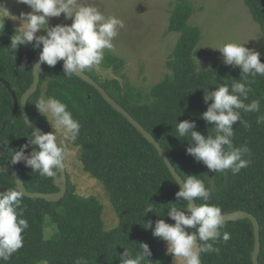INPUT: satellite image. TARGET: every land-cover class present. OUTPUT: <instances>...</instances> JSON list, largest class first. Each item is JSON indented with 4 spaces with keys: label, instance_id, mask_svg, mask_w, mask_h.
<instances>
[{
    "label": "trees",
    "instance_id": "obj_1",
    "mask_svg": "<svg viewBox=\"0 0 264 264\" xmlns=\"http://www.w3.org/2000/svg\"><path fill=\"white\" fill-rule=\"evenodd\" d=\"M244 3L264 37V0H244ZM193 10L189 0L174 1L167 31L179 36L166 61L169 71L148 90H136L129 82L118 78L92 75L91 69L85 73L154 136L182 178L196 175L210 187L204 173L206 166L186 154L189 137H178L176 125L182 120H195V130L205 137L208 132L213 134L214 126L201 118L211 103H205L204 91L214 90L226 78L231 85L232 79H240L241 69L239 66L230 69L221 59H216L208 69L197 68L194 56L201 32L189 23ZM18 33L19 30L9 22L0 23V77L9 83L19 101L32 82L31 60L40 49L28 44L20 45L15 52L11 50V37ZM259 52L264 63V44ZM104 61L115 75L123 76L119 73L123 65L121 58L105 54ZM62 65L60 61L55 67L42 64L39 86L28 98L26 112L48 132V119L36 109V100L43 95L58 98L67 105L73 118L81 124L79 136L72 144L79 149L78 158L84 171L97 179L108 193L117 223L106 230L101 202L94 195L76 193L67 178L66 193L58 201L24 196L21 207L29 224L22 234L24 246L8 261L0 260V264H38L41 261L75 264L79 257H84L87 264H120L124 249L135 257L142 251L141 242L147 243L152 252L142 264H164L171 255L163 254L162 239L153 236L147 223L151 222L154 228L155 221L160 218L166 222L171 220L167 215L168 208L172 204H183L182 200L179 201L181 205L176 201L179 186L155 147L93 86L78 76L67 78ZM251 88L245 102L259 99L260 112H242V119L249 126L244 127L239 122L233 126V143L236 146L246 144L250 148L251 163L238 174L229 172L227 183L225 173L217 172L214 189L210 187L212 198L209 203L220 206L222 213L240 209L257 218L261 243L258 262L264 264V123L256 122L257 117L264 114V76L257 75ZM13 108V98L0 82V164L13 166L28 191H56L54 177L41 176L22 161L15 165L10 163L11 149L18 150L32 134L20 104L15 113H12ZM31 150L29 146L26 152ZM15 186L11 173L0 172V187ZM196 202L203 203L199 199ZM150 204L153 212L144 214ZM47 225L56 228L54 236H46ZM221 231H228L231 238L227 242L220 239L214 245L220 249L218 254L202 253V264H253L254 234L250 220L226 221Z\"/></svg>",
    "mask_w": 264,
    "mask_h": 264
},
{
    "label": "clouds",
    "instance_id": "obj_2",
    "mask_svg": "<svg viewBox=\"0 0 264 264\" xmlns=\"http://www.w3.org/2000/svg\"><path fill=\"white\" fill-rule=\"evenodd\" d=\"M30 7L31 11L21 14L22 22H26L18 34L11 37V50L15 52L20 45L32 44L40 49L39 60L33 66V72L41 64L55 67L63 61V73L71 79L102 63L105 50H114V40L125 27L122 19L115 15H106L93 3L87 0H17ZM64 15L71 23H58L50 26V19ZM44 30L46 34L37 35ZM247 42H227L219 47H211L222 54L223 63L239 66L240 79H232L231 85L225 82L214 90L204 91L207 110L201 118L214 126V133L207 137L196 129L195 120H182L177 123L178 137H189L186 154L197 162H202L214 173L238 174L251 163V150L245 144L236 146L233 143L234 124L237 122L248 127L241 113L260 112V100L245 101L252 92L251 84L257 75L264 76V63L261 53L245 46ZM42 46V47H41ZM198 49V48H197ZM199 61V60H198ZM200 64V61H199ZM249 77H252L250 80ZM40 115L51 123L52 131L41 133L32 129L31 138L18 150L11 149L10 163L24 162L33 172L41 176L53 178L65 167L68 155V143L75 142L79 136L81 124L73 118L67 105L58 98L41 95L35 102ZM258 124L264 123V114L257 117ZM29 124V122H28ZM30 126V124H29ZM59 133L62 139L57 138ZM8 145V144H7ZM6 145V146H7ZM31 146L30 153L26 149ZM173 175V173H172ZM175 183L179 190L175 193L176 201H183L182 206L172 204L167 215L175 221L170 224L160 218L155 221L152 234L167 242V253L173 258H181L184 264H202V253H219L214 245L222 239L227 242L231 238L225 228V216L220 206L209 203L212 189L196 175L189 174ZM25 193L18 182L14 188L0 191V260L8 261L11 256L24 246L23 232L29 227L28 220L23 217L21 207ZM197 199L203 203H197ZM195 202V203H194ZM180 204V203H179ZM181 205V204H180ZM153 212L151 204L145 213ZM188 229H193L188 231ZM142 251L133 257L126 249L120 254V264H142L152 255L147 243L141 242ZM75 264H87L84 257H79Z\"/></svg>",
    "mask_w": 264,
    "mask_h": 264
},
{
    "label": "rangeland",
    "instance_id": "obj_3",
    "mask_svg": "<svg viewBox=\"0 0 264 264\" xmlns=\"http://www.w3.org/2000/svg\"><path fill=\"white\" fill-rule=\"evenodd\" d=\"M175 0H87L93 3L106 15H115L122 19L125 27L114 40L115 49L105 50L121 58L123 65L120 75H115L111 66H105L103 59L98 66L91 68L92 75L118 78L129 82L134 89L146 91L162 79L169 70L166 61L178 39L179 34L167 31L170 9ZM83 2V0H82ZM193 13L189 18L191 25L197 26L201 38L195 47L194 60L197 68L208 69L222 54L213 49L227 42L244 43L248 48L260 50L264 37L258 24L253 20L244 0H189ZM31 11L30 7L17 0H0V23L9 22L21 30V14ZM64 15L50 19V26L58 23L70 24ZM46 34L44 30L37 35ZM213 47V48H211ZM198 48V49H197ZM200 64H199V61ZM232 69L237 66L226 65ZM120 77V78H119ZM49 131H52L50 121ZM48 131V132H49ZM58 142L62 139L57 133ZM79 149L72 142L68 143V155L65 158V170L68 180L74 185L75 192L84 196L94 195L102 204L104 228L111 229L117 223V216L109 200L108 193L97 179L85 172L78 158ZM174 224V220L168 221ZM46 236H54L56 228L45 226ZM192 231V229H188ZM163 254L167 255V242L162 240ZM38 264H48L41 261ZM164 264H184L181 258L170 259Z\"/></svg>",
    "mask_w": 264,
    "mask_h": 264
},
{
    "label": "water",
    "instance_id": "obj_4",
    "mask_svg": "<svg viewBox=\"0 0 264 264\" xmlns=\"http://www.w3.org/2000/svg\"><path fill=\"white\" fill-rule=\"evenodd\" d=\"M40 52V51H39ZM39 52L35 53L33 59L31 60V66H32V82L30 86L23 92L20 100H17V97L12 90L11 86L9 83L0 77V82L3 83L8 91L10 92L13 101H14V108L13 112L15 113L16 108L18 106V103L20 104V109L22 116L31 129H39L41 133H46L44 129H42L37 123H35L33 120L30 119L29 115L26 112V103L28 98L38 89L39 82H40V75H41V68L42 64L39 66V69L33 72V66H35L39 60ZM63 63V61H60ZM80 79L83 81L87 82L91 86H93L100 94L101 96L106 100V102L112 106L116 111H118L120 114H122L128 122L133 125L137 131L141 133V135L149 142L151 143L163 161L165 162L168 170L170 171L171 175L176 176L177 180H180L182 183V177H179V173L176 171L175 167L171 163L167 153L165 150L161 147L160 143L154 138V136L148 132L141 123H139L123 106H121L115 99H113L107 92L106 90L98 84L97 81H95L89 74L87 73H80V75H77ZM29 122V124H28ZM0 172H9L13 175L15 184L18 182L20 189L25 193V196L27 197H33V198H42L48 202H55L60 200L66 193L67 190V176H66V170L65 167L63 170H61L60 174L55 176L53 178V183L54 185L58 188L56 191L52 192H38V191H28L23 183V180L20 178L18 171L11 165H6V164H0ZM225 183L229 181V173L227 174V170H225ZM205 175L208 177L209 182H210V187L214 189L215 185V177L216 173L209 171L208 169L205 170ZM172 175V176H173ZM175 179V177L173 176ZM6 187H0V191H6ZM195 203V202H194ZM225 222L226 221H234V220H239V219H249L252 228H253V234H254V245L253 249L251 251V260L253 264H259L258 262V256L261 248V243H260V225L257 220V218L250 212H247L245 210H233L231 212H226L223 213Z\"/></svg>",
    "mask_w": 264,
    "mask_h": 264
}]
</instances>
